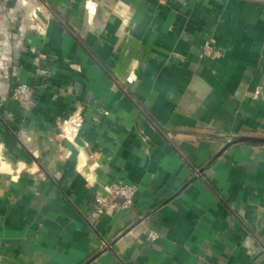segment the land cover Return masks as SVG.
<instances>
[{"label":"crops","instance_id":"0c3cea01","mask_svg":"<svg viewBox=\"0 0 264 264\" xmlns=\"http://www.w3.org/2000/svg\"><path fill=\"white\" fill-rule=\"evenodd\" d=\"M0 264H264V0H0Z\"/></svg>","mask_w":264,"mask_h":264},{"label":"built area","instance_id":"2783aa9c","mask_svg":"<svg viewBox=\"0 0 264 264\" xmlns=\"http://www.w3.org/2000/svg\"><path fill=\"white\" fill-rule=\"evenodd\" d=\"M33 95L32 88L24 83H16L11 89V97L22 106L28 105L31 102ZM135 189L129 184H122L113 188L110 193L112 204H117L120 208H128L133 204V196ZM111 201V202H112ZM156 234L154 232L148 233V240L154 241Z\"/></svg>","mask_w":264,"mask_h":264}]
</instances>
